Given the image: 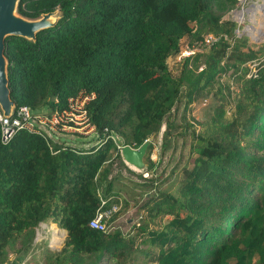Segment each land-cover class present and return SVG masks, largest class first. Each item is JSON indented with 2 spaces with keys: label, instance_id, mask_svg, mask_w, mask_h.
<instances>
[{
  "label": "trees",
  "instance_id": "trees-1",
  "mask_svg": "<svg viewBox=\"0 0 264 264\" xmlns=\"http://www.w3.org/2000/svg\"><path fill=\"white\" fill-rule=\"evenodd\" d=\"M237 5L19 1L25 18L57 11L60 21L34 41L5 38L15 109L48 114L80 91L93 94L98 142L45 140L22 128L3 142L0 128V264H27L42 223L65 238L41 264H264V43L235 33L226 16ZM183 49L193 52L178 59ZM206 98L204 117L185 122L191 166L176 171L170 189L146 178L153 192L129 232L90 228L113 204L109 170L122 159L112 137L133 149L149 141L150 150L163 127L162 139L170 135L165 119L178 104L185 117Z\"/></svg>",
  "mask_w": 264,
  "mask_h": 264
},
{
  "label": "rangeland",
  "instance_id": "rangeland-1",
  "mask_svg": "<svg viewBox=\"0 0 264 264\" xmlns=\"http://www.w3.org/2000/svg\"><path fill=\"white\" fill-rule=\"evenodd\" d=\"M257 3L263 6L264 0L242 1L237 5L236 10L226 16L238 23L239 27L237 29L247 36L250 42L253 38L257 37L256 34L253 35L252 31L257 30L264 22L263 13L261 14L259 9L255 7ZM237 11H242L240 19L236 17ZM261 41L264 42V37H261ZM206 99V103H202L203 99H199L191 104L188 110H186L187 114H185V117L183 116V103L178 104L167 115L165 123L171 126L170 135L162 139L163 127L161 133L153 141L151 149L146 150L144 156L145 166L143 169H136L123 160L113 159L109 170V178L113 182L110 197L113 200V204L111 206V213H108L105 219L106 231L117 230L123 233L130 231L131 226L139 218L138 206L145 200L148 192L151 194L153 192L146 185L148 183L146 181L148 179L146 178L156 177L157 182L161 184V189H170V183L176 171L184 165L187 167L191 166L190 161L193 156L191 153V139L185 128V122L187 121L193 124L204 117L208 105L213 101L211 98ZM44 110L45 108L42 107L34 112H42ZM83 142H87L84 145L85 147H91L97 144L98 141L94 137H90L87 140H83ZM147 158L155 164L153 171L149 173L145 171L148 164ZM64 238L65 232L56 227L55 224H39L35 229L34 245L29 254L35 260L31 259L32 261H29V263L38 260L37 256L43 258L48 248L58 249ZM36 262L40 263L42 260Z\"/></svg>",
  "mask_w": 264,
  "mask_h": 264
},
{
  "label": "built area",
  "instance_id": "built-area-1",
  "mask_svg": "<svg viewBox=\"0 0 264 264\" xmlns=\"http://www.w3.org/2000/svg\"><path fill=\"white\" fill-rule=\"evenodd\" d=\"M246 0H238V4ZM259 6V4H256ZM255 6V7H257ZM239 12V11H237ZM236 12V13H237ZM235 33L241 35L242 33L236 29ZM213 39L208 36L205 39L206 43H211ZM195 49V48H194ZM193 52V49L181 50L178 59L187 57ZM93 94H87L82 91L69 97L62 108H56L48 114L33 112L28 107L14 108L13 115L10 118H4L0 112V128L2 133V141L9 140L14 134L15 130L22 128L26 131L42 135L45 140L57 138H66L69 140H85L95 136L94 126L91 124L87 106L93 99ZM116 143L119 153L123 145L117 139L112 137ZM132 148L131 146H129ZM133 149V148H132ZM104 205L105 202L103 201ZM114 210V208H112ZM108 213H111V208L106 211H99L89 222V227L98 231H106L105 219Z\"/></svg>",
  "mask_w": 264,
  "mask_h": 264
},
{
  "label": "water",
  "instance_id": "water-1",
  "mask_svg": "<svg viewBox=\"0 0 264 264\" xmlns=\"http://www.w3.org/2000/svg\"><path fill=\"white\" fill-rule=\"evenodd\" d=\"M20 0H0V112L4 118H10L15 108L14 101L11 98L10 78L8 76V61L5 57V38L7 36L22 37L34 41L36 34L40 31L55 27L60 18L57 11L40 15L35 19L25 18L17 13V7ZM254 44H262L261 37H255L251 41ZM62 142H72L66 138H57ZM149 141L144 142L138 149H132L124 146L121 149V159L135 167L143 169L145 166L144 156L148 148Z\"/></svg>",
  "mask_w": 264,
  "mask_h": 264
},
{
  "label": "bare ground",
  "instance_id": "bare-ground-1",
  "mask_svg": "<svg viewBox=\"0 0 264 264\" xmlns=\"http://www.w3.org/2000/svg\"><path fill=\"white\" fill-rule=\"evenodd\" d=\"M256 9H259V11L261 12V14L264 16V5L263 6H261V5H259V6H257L256 7ZM241 16H242V11H239V12H237L236 13V17L238 18V19H240L241 18ZM259 16V15H258ZM257 28V27H256ZM253 30V29H252ZM252 33H253V35L254 34H256L257 35V37H264V22L259 26V28L257 29V30H254V31H252ZM57 234V233H56ZM53 236H55V235H53ZM51 241V240H50ZM52 242V241H51Z\"/></svg>",
  "mask_w": 264,
  "mask_h": 264
},
{
  "label": "crops",
  "instance_id": "crops-1",
  "mask_svg": "<svg viewBox=\"0 0 264 264\" xmlns=\"http://www.w3.org/2000/svg\"><path fill=\"white\" fill-rule=\"evenodd\" d=\"M32 256L31 255H29L28 257H27V260H26V262H27V264H35L34 262H30L29 263V261H32L31 259H33V258H31ZM44 257V256H43ZM37 259L38 260H36V261H41L43 258H41L40 256H37ZM33 260H35V259H33ZM42 262H40L39 264H41Z\"/></svg>",
  "mask_w": 264,
  "mask_h": 264
}]
</instances>
